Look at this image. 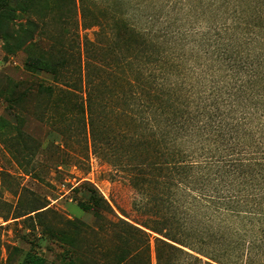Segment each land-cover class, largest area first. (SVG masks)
<instances>
[{
	"label": "trees",
	"instance_id": "1",
	"mask_svg": "<svg viewBox=\"0 0 264 264\" xmlns=\"http://www.w3.org/2000/svg\"><path fill=\"white\" fill-rule=\"evenodd\" d=\"M43 1L0 0V25L21 9L38 26ZM195 1L211 20L197 40L162 12L140 11L144 1L57 0V10L70 8L67 41L46 50L33 42L25 67L53 75L37 92L65 147L79 153L84 134L86 155L90 148L134 189L135 215L109 205L97 229L66 218L59 261L34 242L20 264H264V0ZM19 151L37 154L27 143ZM21 201L0 217L50 231L49 204Z\"/></svg>",
	"mask_w": 264,
	"mask_h": 264
},
{
	"label": "rangeland",
	"instance_id": "2",
	"mask_svg": "<svg viewBox=\"0 0 264 264\" xmlns=\"http://www.w3.org/2000/svg\"><path fill=\"white\" fill-rule=\"evenodd\" d=\"M139 1H144L140 11L162 12L160 15L176 22L181 30L193 33L195 40L211 25V20L202 16V8H195V0H131L132 4ZM56 7L57 0L43 1L39 6L42 16L35 15V19L39 18L36 19L38 26L26 23L27 17L32 19L34 15L30 10L21 9L11 20H4L0 25V135L5 123L12 125L6 131L8 134L0 138V214L11 213L19 200H22V208L34 197L51 208L45 216L50 231H40L36 221L26 216L9 220L0 217V226H3L0 264H20L34 242L38 243L36 250L40 254L59 261L64 248L59 236L60 230L68 228L66 218L85 221L97 229L101 220L96 213L107 210L109 205L115 213H120L119 208H122L130 217L135 215L131 207L134 189L125 180L113 177L112 167L90 148L86 155L84 134L75 139L74 148L79 153L65 147L60 124L53 119L55 111L47 105L48 99L45 98V105L37 92L39 83H54L53 75L29 71L25 67L29 46L33 42H40L39 48L46 50L53 45L55 38L67 41L69 24L62 14L70 12V8L62 12ZM80 32L82 36L91 35L92 30L81 29ZM7 33L12 39L6 40ZM32 50L37 52L35 47ZM194 59L205 64L204 57ZM189 62L198 64L193 60ZM64 111L63 105L60 112ZM14 126L22 128V134L13 131ZM24 143L36 151L32 159L19 151ZM3 202H6L7 209ZM82 202H91L93 209H83ZM114 212H108L107 216L115 219ZM89 242H93L90 237ZM106 243L112 245L111 235ZM9 246H18L21 251L15 252Z\"/></svg>",
	"mask_w": 264,
	"mask_h": 264
}]
</instances>
